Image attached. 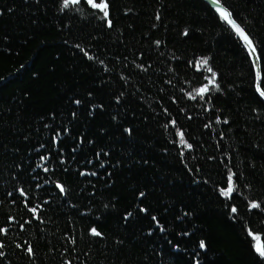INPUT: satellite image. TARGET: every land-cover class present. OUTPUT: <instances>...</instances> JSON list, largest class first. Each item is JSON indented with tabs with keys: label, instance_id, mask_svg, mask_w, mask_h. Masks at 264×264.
Wrapping results in <instances>:
<instances>
[{
	"label": "trees",
	"instance_id": "16d2710c",
	"mask_svg": "<svg viewBox=\"0 0 264 264\" xmlns=\"http://www.w3.org/2000/svg\"><path fill=\"white\" fill-rule=\"evenodd\" d=\"M106 2L108 18L0 0V264H264V100L242 42L204 0ZM221 3L264 82V0Z\"/></svg>",
	"mask_w": 264,
	"mask_h": 264
},
{
	"label": "snow or ice",
	"instance_id": "6c2138e0",
	"mask_svg": "<svg viewBox=\"0 0 264 264\" xmlns=\"http://www.w3.org/2000/svg\"><path fill=\"white\" fill-rule=\"evenodd\" d=\"M73 3H78L79 0H72ZM67 3H68V0H65V6H67ZM88 3L93 7V8H98L100 9L103 14H104V18H108L109 17V11H108V3L106 2V0H100L99 3L96 2V0H88ZM210 3L212 5H215V11L219 14L220 18L225 21L230 27L231 29L234 30V32L236 33L237 36H239L245 43L246 45L248 46V49H250L249 51V55L250 56H255V59L253 61L254 64H257L260 60V57L259 55H256V52H257V49L254 45V41L253 39L250 37V34H248L246 32V30L241 26L239 25L235 19L233 18V14L225 7L222 6V3H221V0H210ZM107 23H108V26L111 27L112 26V22L110 19L107 20ZM159 43V42H157ZM203 64L207 65L208 64V60L207 59H203L202 61ZM208 72H213L212 68H208L207 69ZM257 78L259 79V73H257ZM214 79H215V73H213V77L212 79L209 81L210 83H214ZM264 83V82H262ZM208 91V88L207 86L205 87H202L200 88L199 90H197V94L198 95H201L203 96L204 93H206ZM257 92L259 93V95L264 98V90L261 89L260 87V84L258 83L257 84ZM79 103V102H77ZM172 123H175L174 121ZM224 123H227V120L224 121ZM181 142L183 143V134L181 133ZM188 148H191V145L188 144L186 145ZM42 159H46V158H42ZM45 171H47V169H45ZM228 180H229V186L226 190H222V194L225 195V196H229L233 191V186H232V175H229L228 177ZM57 187L60 188V191L63 192L64 191V188L60 185H57ZM21 194L23 195L24 193L21 191ZM141 196L144 195V193H140ZM251 207L252 208H257L259 207L258 204L256 203H252L251 204ZM30 211H32L34 214L36 213L37 209L36 208H31ZM141 211H147L146 209H141ZM232 212L235 213L236 212V208L233 207L232 208ZM128 215H131L130 213ZM153 220H156V217H153ZM163 230V229H161ZM6 231L5 229H0V232H4ZM91 235L93 236H96V237H99L102 235L101 232H99L95 227H93L91 229ZM3 245L0 244V248H2ZM199 247L201 249H204L206 247L204 241H201L200 244H199ZM27 253L29 255H32L34 250L31 246H29L27 249H26ZM259 255L261 257H264V248H258L257 249ZM0 255H3L2 252H0Z\"/></svg>",
	"mask_w": 264,
	"mask_h": 264
},
{
	"label": "water",
	"instance_id": "95a60500",
	"mask_svg": "<svg viewBox=\"0 0 264 264\" xmlns=\"http://www.w3.org/2000/svg\"><path fill=\"white\" fill-rule=\"evenodd\" d=\"M214 11H215V5H212L210 3V0H204ZM223 6V5H222ZM224 7V6H223ZM216 12V11H215ZM217 13V12H216ZM218 14V13H217ZM219 15V14H218ZM225 22V21H224ZM226 23V22H225ZM227 24V23H226ZM228 25V24H227ZM229 26V25H228ZM230 27V26H229ZM231 28V27H230ZM233 30V29H232ZM234 32V30H233ZM235 33V32H234ZM236 34V33H235ZM237 36V35H236ZM239 40L242 42L243 46L245 47L248 55H249V51L250 49H248V46L246 45V43L239 37ZM256 55L257 52H256ZM250 56V55H249ZM250 59L252 61V65H253V68H254V71H255V78H256V91H257V84L259 83L260 84V87H261V83H262V68H261V62L259 60V62L257 64H254L253 61L255 59V56H250ZM257 73H259V79L257 78ZM257 94L259 95V93L257 92ZM260 96V95H259ZM261 97V96H260ZM262 98V97H261ZM264 100V98H262Z\"/></svg>",
	"mask_w": 264,
	"mask_h": 264
}]
</instances>
